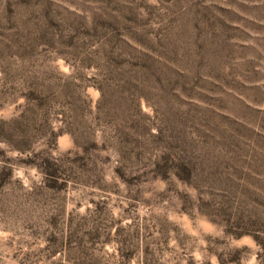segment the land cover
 Listing matches in <instances>:
<instances>
[{
	"label": "rangeland",
	"instance_id": "374dc122",
	"mask_svg": "<svg viewBox=\"0 0 264 264\" xmlns=\"http://www.w3.org/2000/svg\"><path fill=\"white\" fill-rule=\"evenodd\" d=\"M0 264H264V0H0Z\"/></svg>",
	"mask_w": 264,
	"mask_h": 264
},
{
	"label": "trees",
	"instance_id": "16d2710c",
	"mask_svg": "<svg viewBox=\"0 0 264 264\" xmlns=\"http://www.w3.org/2000/svg\"><path fill=\"white\" fill-rule=\"evenodd\" d=\"M0 176H1V173H0Z\"/></svg>",
	"mask_w": 264,
	"mask_h": 264
}]
</instances>
